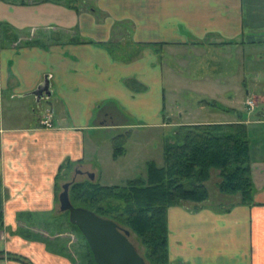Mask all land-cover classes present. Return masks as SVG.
Instances as JSON below:
<instances>
[{
  "label": "crops",
  "instance_id": "crops-1",
  "mask_svg": "<svg viewBox=\"0 0 264 264\" xmlns=\"http://www.w3.org/2000/svg\"><path fill=\"white\" fill-rule=\"evenodd\" d=\"M210 48L223 50L229 71L186 76L188 52ZM238 76L240 99L237 85L222 88ZM197 79L207 87L193 94L212 105L168 103L176 86ZM46 81L50 94H34ZM247 98L256 101L251 113ZM47 108L51 128L39 124ZM131 118L175 133L199 123L246 125L254 203L222 193L214 202L208 192L201 203L169 207L168 264H264V0H0V264H74L65 236L45 235L35 221L61 212L63 169L100 178L108 133L134 125ZM123 154L111 153L112 167ZM212 179L219 191L216 170L207 191Z\"/></svg>",
  "mask_w": 264,
  "mask_h": 264
},
{
  "label": "trees",
  "instance_id": "trees-1",
  "mask_svg": "<svg viewBox=\"0 0 264 264\" xmlns=\"http://www.w3.org/2000/svg\"><path fill=\"white\" fill-rule=\"evenodd\" d=\"M1 28L3 33L9 29L5 24ZM179 128L176 139L164 144L163 165L148 161L144 177L127 180L123 185H102L97 180L85 179L69 186V199L74 207L93 211L131 230L144 249L147 264H168L167 210L183 201H205L208 198L205 182L212 170L218 171L221 193L237 194L244 204L254 203L246 125L237 121ZM127 138L128 134L113 137L114 158L124 152ZM68 223L85 241L83 264H97L80 230L69 219Z\"/></svg>",
  "mask_w": 264,
  "mask_h": 264
},
{
  "label": "rangeland",
  "instance_id": "rangeland-1",
  "mask_svg": "<svg viewBox=\"0 0 264 264\" xmlns=\"http://www.w3.org/2000/svg\"><path fill=\"white\" fill-rule=\"evenodd\" d=\"M222 57L223 50L219 51L211 48L208 49V53H205L200 57H195L192 52H188L185 63H189V66L184 67L181 70H183L186 73L185 75L191 79H194V73L199 76V74L202 75L205 72H207L208 77L213 78L211 74L214 73L212 72L219 73L220 71H229V68L232 66L231 64H223ZM202 82L203 80L201 79H197L196 83L190 82L191 84L186 90L184 84L176 86L175 88H177L178 91L174 93L176 97L174 100L169 98V95H171L172 92H166L169 98L168 103L170 101V103L173 102V104H177L178 106H183V104L186 103L187 107L191 110L192 107L198 108V105L196 104L201 103V101H199L200 99L205 100L206 102L211 101L208 95L193 94L192 89H197L198 91L202 92V90L207 87L206 85H203ZM226 83L227 84H224V86L222 85V88H226L227 86L229 89H235L237 85V99L244 97V92L246 89L240 76L227 80ZM237 106L239 107L240 111H243L241 104L238 103ZM211 109L212 107L210 105L205 107V111H209ZM42 114L40 116H42ZM179 114V111L176 112L175 117H179ZM32 116H36V113H33ZM128 122L134 125L127 129H120L108 133L111 138L117 134H128V138L123 147L124 154L120 157L118 162H116L117 164H115V166L119 165V167L116 166L117 168H114L112 167L113 164L109 162L111 159V153L113 154V145L109 143L108 147L101 148L100 161H97V165L100 168V178L97 181L102 185H123L127 180L137 177H144L146 175L148 161H153L157 166H162L164 144L167 141L173 142L177 136L175 135V132H172L168 129L139 126L137 119L134 118L129 119ZM99 137L104 140L106 137L105 132H102ZM84 179H86V177L75 173L73 167L67 170V172H64L63 169L60 173V178L57 179L59 187V191H57L58 195L61 192L62 185L64 183L72 180L81 181ZM208 192L212 201H219L221 192L215 190V183L213 182V179L208 183ZM40 217L43 219L35 221L37 228L45 231V235L60 233L63 237L65 236L68 242L69 250L67 251L66 255L72 262L74 261V264L75 262L76 264H83L82 254L85 253V241L77 229L68 223L69 214L66 212H60L57 215L47 213L45 215L41 214ZM31 225L32 223L26 224L27 227H30ZM130 240L138 252L143 255L144 249L141 246L137 236L132 232L130 234Z\"/></svg>",
  "mask_w": 264,
  "mask_h": 264
},
{
  "label": "water",
  "instance_id": "water-1",
  "mask_svg": "<svg viewBox=\"0 0 264 264\" xmlns=\"http://www.w3.org/2000/svg\"><path fill=\"white\" fill-rule=\"evenodd\" d=\"M48 94V81L45 86L38 87L34 94ZM93 179L92 173H89ZM74 180L62 185L58 195L59 210L69 213V222L75 225L93 254L97 264H147L144 257L137 251L129 236L131 230L119 226L109 218L100 217L93 211L82 207H74L69 199V186Z\"/></svg>",
  "mask_w": 264,
  "mask_h": 264
},
{
  "label": "built area",
  "instance_id": "built-area-1",
  "mask_svg": "<svg viewBox=\"0 0 264 264\" xmlns=\"http://www.w3.org/2000/svg\"><path fill=\"white\" fill-rule=\"evenodd\" d=\"M256 102L252 98H247L245 100V107L247 112L251 113L255 108ZM53 120H54V111L52 108H47L43 112L42 116L39 118V124L41 127L44 128H51L53 127Z\"/></svg>",
  "mask_w": 264,
  "mask_h": 264
},
{
  "label": "flooded vegetation",
  "instance_id": "flooded-vegetation-1",
  "mask_svg": "<svg viewBox=\"0 0 264 264\" xmlns=\"http://www.w3.org/2000/svg\"><path fill=\"white\" fill-rule=\"evenodd\" d=\"M75 181V180H74ZM129 239H130V236H129ZM131 241V240H130ZM132 242V241H131ZM134 245V244H133ZM136 248V247H135ZM138 251V250H137ZM143 256V255H142ZM144 257V256H143ZM145 259V258H144ZM147 263V262H146Z\"/></svg>",
  "mask_w": 264,
  "mask_h": 264
}]
</instances>
